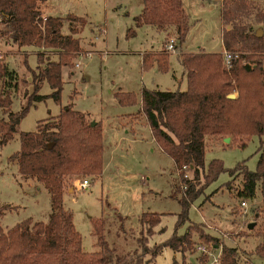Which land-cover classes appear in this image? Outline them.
<instances>
[{"label":"rangeland","instance_id":"obj_1","mask_svg":"<svg viewBox=\"0 0 264 264\" xmlns=\"http://www.w3.org/2000/svg\"><path fill=\"white\" fill-rule=\"evenodd\" d=\"M222 1L183 0L188 30L184 41L179 43L174 25L166 28L135 25L133 17L142 10V0H44L40 5L42 14L61 16L64 34L70 33V26L75 28L77 32L72 34L79 38L80 49L74 53V66L63 67L59 99L49 95L52 89L44 80L38 91L47 95L30 105L13 137L0 146V207H4L0 210V224L4 229L28 217L47 219L51 209L48 189L33 177L20 175L17 161L10 156L19 149L21 131L35 130L39 121L54 119L65 106L71 105L86 113L90 123H100L104 147L102 172L94 177L76 175L67 179L62 195L85 250L100 249L94 232V222L100 220L110 247L120 253L135 251L141 230L140 215L148 211L161 214L152 226L154 232L148 236L150 246L174 233H184L191 223L199 224L219 241V246H214L212 240L206 241L191 230L187 247L173 250L163 246L151 258L156 264H219L222 244L237 249L239 264H264V254L258 251L264 246V181L257 183L253 197L242 196L239 194L242 175L229 172L238 163L248 169L256 168L260 154L258 135H251L244 145L238 140L231 141L230 135H226L228 140L208 138L205 168L211 159L217 158L225 170L203 187L189 206L188 218L177 224L181 212L177 198L192 172L177 168L151 139V129L139 110L143 86L161 90L187 88L180 52L223 51ZM251 7L243 22L262 32L264 4L256 1ZM72 14L77 19H68ZM170 38L175 39L174 50L165 47ZM162 49L167 50V67H160L156 60L143 65L144 52L156 53ZM39 50L36 45L19 47L1 37L0 61L14 68L24 80L17 91H12L9 109L19 110L33 91L30 69L38 63ZM84 52L90 53L83 55L77 67V57ZM45 57L57 59V51L45 50ZM116 91L133 92L138 100L122 104L114 94ZM230 93L235 97L238 90ZM77 176L87 178L88 186L76 187Z\"/></svg>","mask_w":264,"mask_h":264},{"label":"trees","instance_id":"obj_2","mask_svg":"<svg viewBox=\"0 0 264 264\" xmlns=\"http://www.w3.org/2000/svg\"><path fill=\"white\" fill-rule=\"evenodd\" d=\"M43 1L0 0V39H9L19 47L36 45L40 48L38 63L30 69L33 91L19 110L8 107L12 102V91H17L24 80L14 68L0 61V146L13 137L30 105L45 98L47 94L38 91L44 80L52 89L49 95L59 99L63 67L74 66V53L80 49L79 38L72 34L77 30L70 26V33H62V17L43 15L40 9ZM253 2L223 0L221 3V41L223 48L232 55L228 64L224 63L222 52H180L179 60L187 78L185 90L146 86L141 89L139 110L154 141L177 168L187 164L192 172L177 198L181 204L177 224L188 218L189 206L203 187L225 170L217 158L211 159L205 168L208 138L230 135L231 141L238 140L244 145L251 135H258L260 154L256 168L248 169L238 163L229 172L242 175L239 190L242 196L253 197L257 183L264 181V31H256L243 22L251 13ZM72 16L68 19H77L76 15ZM186 18L182 0H142V10L133 20L137 27L143 24L157 28L174 25L176 39L182 43L188 30ZM45 50L57 51V59L44 58ZM166 55L165 49L145 52L142 63L146 66L156 60L164 68L167 67ZM233 89L238 90V95L228 96ZM114 94L122 104L138 100L133 92L116 91ZM102 138L100 123L91 124L86 113L71 105L65 106L54 119L39 121L35 130L19 133V149L10 158L17 161L20 175L33 177L48 189L51 209L46 220L28 217L7 229L0 224V264H156L151 258L163 246L173 250L187 247L191 230L219 246L216 236L204 232L197 223H191L184 233H174L150 246L148 236L154 232L152 226L160 220L161 214L145 211L140 215L141 230L135 251L120 253L110 247L100 220L94 222L100 249L85 250L72 212L64 206L62 195L67 179L76 175L94 177L102 172ZM258 251L264 254V246ZM218 257L219 264H239L234 246L222 244Z\"/></svg>","mask_w":264,"mask_h":264},{"label":"built area","instance_id":"obj_3","mask_svg":"<svg viewBox=\"0 0 264 264\" xmlns=\"http://www.w3.org/2000/svg\"><path fill=\"white\" fill-rule=\"evenodd\" d=\"M174 40H175V39L170 38V39H168V40L166 41V45H165L166 49H168V50H174V48H175V46H176ZM89 53H90V52L80 53V54L78 55V57H77L78 59L76 60L75 65H76L77 67L80 66V59L83 57L84 54H89ZM222 54H223V60H224V63H225V64H228V63L230 62V59H231V56H232L231 53H230L228 50L223 49ZM181 169L188 170L189 167H188L187 164H183V165L181 166ZM88 184H89V180H88L87 178H81V179L78 178V179L76 180V182H75V186L78 187V188H81V189L87 187ZM244 203H245L244 200H242V201H241V204L243 205ZM203 249H204V248H203Z\"/></svg>","mask_w":264,"mask_h":264},{"label":"crops","instance_id":"obj_4","mask_svg":"<svg viewBox=\"0 0 264 264\" xmlns=\"http://www.w3.org/2000/svg\"><path fill=\"white\" fill-rule=\"evenodd\" d=\"M252 1H254V2H256V1H258V2H260L261 4H264V0H252ZM44 2V1H43ZM43 2L41 3V4H43ZM182 2H183V0H182ZM184 6V5H183ZM185 9V8H184ZM43 15H48V14H45V13H43ZM143 25H148V24H143ZM224 49V48H223ZM152 52V51H151ZM141 53V52H140ZM145 53V52H144ZM79 67V66H78ZM234 97V96H233ZM139 102H141V98H140V100H139ZM152 140H153V138H151ZM223 140H225V138H223ZM154 141V140H153Z\"/></svg>","mask_w":264,"mask_h":264},{"label":"water","instance_id":"obj_5","mask_svg":"<svg viewBox=\"0 0 264 264\" xmlns=\"http://www.w3.org/2000/svg\"><path fill=\"white\" fill-rule=\"evenodd\" d=\"M228 96L233 97L234 95L232 93H229ZM95 121H92L91 124H94ZM228 137H225V140H228ZM249 226H252L251 224H249Z\"/></svg>","mask_w":264,"mask_h":264}]
</instances>
